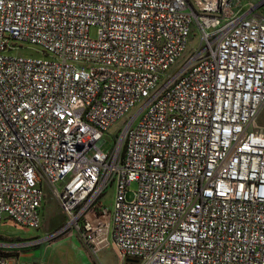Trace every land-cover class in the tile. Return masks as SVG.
Masks as SVG:
<instances>
[{"label": "built area", "instance_id": "built-area-1", "mask_svg": "<svg viewBox=\"0 0 264 264\" xmlns=\"http://www.w3.org/2000/svg\"><path fill=\"white\" fill-rule=\"evenodd\" d=\"M261 2L0 0V220L39 227L49 185L94 256L264 264Z\"/></svg>", "mask_w": 264, "mask_h": 264}, {"label": "rangeland", "instance_id": "rangeland-1", "mask_svg": "<svg viewBox=\"0 0 264 264\" xmlns=\"http://www.w3.org/2000/svg\"><path fill=\"white\" fill-rule=\"evenodd\" d=\"M236 1V0H233ZM260 0H243L242 5L248 9L251 3H257ZM260 9L264 12V0L260 3ZM98 34V26L93 25L90 29V35L95 37ZM195 43L194 40H192ZM192 43V42H191ZM17 52L25 55H42L40 46L24 41L20 43ZM135 112L133 109L127 117ZM259 121L264 124V106L258 117ZM122 120L112 126L109 132L102 136L100 147L104 150H110L115 140V132L121 125ZM137 188V183L133 182L129 186L127 198H133V191ZM46 195L43 200L41 214L42 222L39 227L22 225L16 223L11 218L0 220V241L6 243L7 251L11 256H16L21 260L40 261L42 264H123L119 251L114 243L102 249L98 256L91 254L75 230L69 229L59 232L58 230L66 223L67 217L62 210L60 203L54 195L52 188L45 185ZM113 187L103 197V202L109 208H113L112 200ZM53 236L48 234L55 233ZM29 244L23 241H34ZM111 240L113 237L111 236ZM131 264V263H128Z\"/></svg>", "mask_w": 264, "mask_h": 264}, {"label": "crops", "instance_id": "crops-1", "mask_svg": "<svg viewBox=\"0 0 264 264\" xmlns=\"http://www.w3.org/2000/svg\"><path fill=\"white\" fill-rule=\"evenodd\" d=\"M240 1L242 2L243 0H240ZM260 1H261V0H260ZM260 1H259V2H260ZM258 11H259V12H263V10H261V9H259Z\"/></svg>", "mask_w": 264, "mask_h": 264}, {"label": "water", "instance_id": "water-1", "mask_svg": "<svg viewBox=\"0 0 264 264\" xmlns=\"http://www.w3.org/2000/svg\"><path fill=\"white\" fill-rule=\"evenodd\" d=\"M134 259L133 258H128V261H133Z\"/></svg>", "mask_w": 264, "mask_h": 264}]
</instances>
